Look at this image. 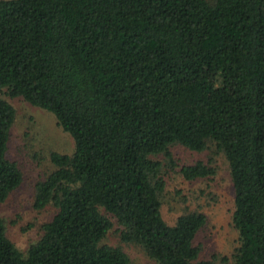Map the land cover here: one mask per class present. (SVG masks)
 Segmentation results:
<instances>
[{"label": "trees", "instance_id": "trees-1", "mask_svg": "<svg viewBox=\"0 0 264 264\" xmlns=\"http://www.w3.org/2000/svg\"><path fill=\"white\" fill-rule=\"evenodd\" d=\"M14 98L50 113L73 151L49 152L33 207L52 214L25 251L0 217V264H132L124 244L154 264H264V0H0V204L24 181L7 155ZM176 145L226 162L230 255L200 257L203 211L162 216Z\"/></svg>", "mask_w": 264, "mask_h": 264}, {"label": "rangeland", "instance_id": "rangeland-1", "mask_svg": "<svg viewBox=\"0 0 264 264\" xmlns=\"http://www.w3.org/2000/svg\"><path fill=\"white\" fill-rule=\"evenodd\" d=\"M209 76L216 75L209 72ZM220 85V83L217 81ZM227 86H223L225 89ZM16 109L11 128L7 155L17 161L24 181L8 199L0 204V217L3 218L6 233L21 251L41 235L40 225L52 214V208L33 207L35 184L42 180L51 169L50 151L71 153L73 142L66 132L57 125L55 118L26 101L9 99ZM175 165L173 169L164 167L165 189L161 198V213L170 224L182 213L194 209L203 211L207 216L206 225L199 231L195 242L201 245V258L212 254L230 255L237 244V231L232 226L233 209L232 189L225 160L212 150L193 152L181 146L172 149ZM217 162L216 173L210 178L187 180L180 173V167L197 160L206 162L213 157ZM159 159H163L161 156ZM164 161V160H163ZM165 163V162H164ZM117 228V225L113 227ZM118 244L119 235L114 231L105 240ZM124 249L132 264H154L144 251L133 244H124Z\"/></svg>", "mask_w": 264, "mask_h": 264}]
</instances>
